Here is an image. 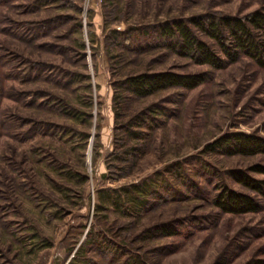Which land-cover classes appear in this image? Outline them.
Masks as SVG:
<instances>
[{"label": "rangeland", "instance_id": "obj_1", "mask_svg": "<svg viewBox=\"0 0 264 264\" xmlns=\"http://www.w3.org/2000/svg\"><path fill=\"white\" fill-rule=\"evenodd\" d=\"M262 10L264 0H0V264H264V155H228L222 142L264 139V67L230 62L191 25ZM177 21L225 67L172 48L162 29ZM161 72L205 81L146 98L125 89ZM225 189L259 211L221 212Z\"/></svg>", "mask_w": 264, "mask_h": 264}, {"label": "trees", "instance_id": "obj_2", "mask_svg": "<svg viewBox=\"0 0 264 264\" xmlns=\"http://www.w3.org/2000/svg\"><path fill=\"white\" fill-rule=\"evenodd\" d=\"M205 36L214 40L222 53L234 62L239 56L253 59L264 67V10L256 11L246 18L222 17L191 20ZM162 35L171 41V47L179 48L181 53L196 58L200 64L214 69H222L225 62L217 58L206 44L199 41L191 29L183 22H174L162 29ZM200 75H181L173 72L141 74L125 80V89L134 98H146L167 89L193 90L204 83ZM133 139H140V132H129ZM228 155L255 156L264 155V139L234 133L222 138ZM264 173V169L257 167ZM235 177L242 186L263 194L261 183L236 172ZM215 206L223 213L242 215L259 211V206L251 197L225 189L215 198Z\"/></svg>", "mask_w": 264, "mask_h": 264}]
</instances>
